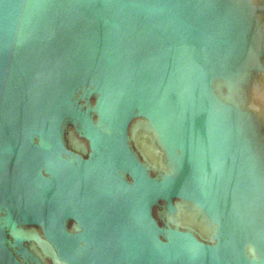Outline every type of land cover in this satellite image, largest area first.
<instances>
[{
	"label": "water",
	"instance_id": "1",
	"mask_svg": "<svg viewBox=\"0 0 264 264\" xmlns=\"http://www.w3.org/2000/svg\"><path fill=\"white\" fill-rule=\"evenodd\" d=\"M0 264H264V0H0Z\"/></svg>",
	"mask_w": 264,
	"mask_h": 264
}]
</instances>
